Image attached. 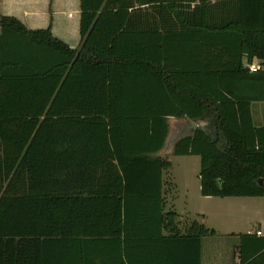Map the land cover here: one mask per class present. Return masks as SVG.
Instances as JSON below:
<instances>
[{
    "label": "trees",
    "instance_id": "1",
    "mask_svg": "<svg viewBox=\"0 0 264 264\" xmlns=\"http://www.w3.org/2000/svg\"><path fill=\"white\" fill-rule=\"evenodd\" d=\"M211 1L80 0L77 49L0 18V264H200L214 230L164 211L168 117L210 126L171 150L202 196L264 197V0Z\"/></svg>",
    "mask_w": 264,
    "mask_h": 264
},
{
    "label": "crops",
    "instance_id": "2",
    "mask_svg": "<svg viewBox=\"0 0 264 264\" xmlns=\"http://www.w3.org/2000/svg\"><path fill=\"white\" fill-rule=\"evenodd\" d=\"M214 1L215 0H212L211 2L213 3ZM80 14V0H0V18L2 16H13L27 29H44L49 27L54 37L58 38L73 49H77L80 46ZM253 62L258 63V61ZM254 103L259 107H263L264 105V102ZM263 113V110L260 108L258 115L256 116L261 120L264 117ZM167 121L169 123V134L171 124L175 122L182 124L184 130H187V128L190 130L188 132L185 131L182 136L192 134L194 130L193 123H196L199 127L203 128L200 124L205 122L200 120L192 121L185 118L179 119L175 117H168ZM205 123L208 124L207 121ZM179 137L181 136L176 133L173 141L169 145L171 150L173 143ZM165 147L166 142L164 148L158 153V155L169 160L171 154L169 151L167 152L165 150ZM165 153L167 154L165 155ZM171 168L172 163L170 168L164 171L162 175L164 211L173 210L177 213V226L182 232L186 230L192 221H197L208 229L214 230L215 233L213 235H219L218 223L214 220H217V217L219 218L220 216L219 211L221 209L218 208L220 205L218 203L224 201L223 199H226L227 197L202 196L199 180H196L194 183L187 181L180 182L170 173ZM260 198L264 197L233 196V199L238 200L228 202L230 203L228 206L227 204L224 205L226 208L224 209L225 212L223 214L231 218L230 220L233 221L223 219L225 222L222 224H235L236 227L239 225L244 229L234 232L231 231L232 229L228 226L227 231L221 233V235L226 236L223 243H216L213 241V237H210L213 235L203 236L201 238L200 264H241V235L255 234L257 230H261L260 226H258L260 225L261 220L258 218L259 213H249L247 207L252 203L255 204L256 199ZM261 236H264V232ZM101 249L105 253L110 247L107 244H102ZM107 257L108 255L105 253V259L103 258L102 264H107Z\"/></svg>",
    "mask_w": 264,
    "mask_h": 264
},
{
    "label": "rangeland",
    "instance_id": "3",
    "mask_svg": "<svg viewBox=\"0 0 264 264\" xmlns=\"http://www.w3.org/2000/svg\"><path fill=\"white\" fill-rule=\"evenodd\" d=\"M262 106V105H261ZM260 108L263 110L264 112V105L263 107H259L256 103H253V105L251 106V113H252V119H253V123L255 126H261L264 125V117L263 119L260 120V118H258L256 115H258V112L260 110ZM264 114V113H263ZM200 125L203 126V128L207 129L208 131H210L209 129V124L203 122ZM185 131H190L188 128L187 130L183 129L182 124L175 122L171 124V130H170V134L169 137L166 141V147L165 150L168 152H170V157L169 160L172 163V168L170 169V173L172 174V176L175 177L176 180H179L180 182L182 181H187L190 183H194L196 182V180L198 179V174L200 171V157L196 156V155H190V156H176L172 154L171 148H170V143L173 141L176 133H178V135L182 136V134ZM167 153H165L166 155ZM168 157V156H167ZM169 178V177H168ZM221 200V199H219ZM224 201H220L219 205V209H221L219 211L220 216L219 218L217 217L216 223H218V232L220 233L219 235L215 236H210L213 237V241H215L216 243H223L224 238L226 236L221 235V233H225L227 231V227L229 226L230 229H232L231 231L237 232V231H241L242 228L241 226L237 225L238 227H236L235 224H231L229 225L228 223L226 224H222L223 222H225L224 220H230L231 218H229L228 216H226L225 214H223L225 211L224 209L226 208L224 205L227 204V206L230 204L228 202L232 201V200H238V199H233V197H227L226 199H223ZM256 203H252L250 204L247 209L249 213L252 212H258V218H260V228L261 230L264 232V198H260V199H256L255 201ZM261 202V203H258ZM223 216V217H222ZM226 216V217H225ZM225 217V218H224ZM224 219V220H223ZM233 221V220H230ZM220 223V224H219ZM233 227V228H232ZM253 229V228H252ZM215 236V237H214ZM209 237V238H210Z\"/></svg>",
    "mask_w": 264,
    "mask_h": 264
},
{
    "label": "built area",
    "instance_id": "4",
    "mask_svg": "<svg viewBox=\"0 0 264 264\" xmlns=\"http://www.w3.org/2000/svg\"><path fill=\"white\" fill-rule=\"evenodd\" d=\"M247 68H248V70L250 71V72H255V71H257V70H259V69H264V63L262 64V65H260V63L258 62V63H254V62H251V63H248L247 64ZM255 234L257 235V236H261V235H263V232L261 231V230H257L256 232H255Z\"/></svg>",
    "mask_w": 264,
    "mask_h": 264
},
{
    "label": "water",
    "instance_id": "5",
    "mask_svg": "<svg viewBox=\"0 0 264 264\" xmlns=\"http://www.w3.org/2000/svg\"><path fill=\"white\" fill-rule=\"evenodd\" d=\"M193 128L196 129L198 127V125L196 123H193ZM260 183H262V179L259 180Z\"/></svg>",
    "mask_w": 264,
    "mask_h": 264
}]
</instances>
